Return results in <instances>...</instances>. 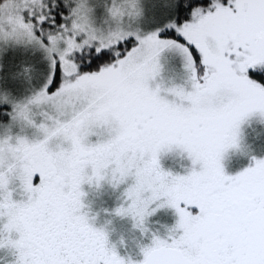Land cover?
Instances as JSON below:
<instances>
[{"label":"snow or ice","instance_id":"6c2138e0","mask_svg":"<svg viewBox=\"0 0 264 264\" xmlns=\"http://www.w3.org/2000/svg\"><path fill=\"white\" fill-rule=\"evenodd\" d=\"M32 5L42 10L30 13L25 30L30 39L37 32L46 38L54 68L45 87L13 114L43 132L35 143L15 139L23 157L22 193L33 197L19 203L10 195L0 198V218L7 217L0 236L9 234L19 252L16 264H125L81 212V185L99 183L109 165L114 184L129 170L135 176L126 191L129 206L117 211L130 213L142 232L149 204L161 197L179 214L167 238L153 235L141 249V264H264V159L234 176L220 165L241 120L264 112V0H168L163 7L169 15L186 8L192 19L162 35L116 31L107 38L82 23L79 6L60 23L43 10V0ZM49 24L55 30L44 36ZM164 48L182 52L191 73V90L168 89L180 103L149 87ZM65 99L75 101L69 121L49 128L31 119L30 104L59 110ZM85 125L109 126L110 139L82 143ZM56 136L69 142L66 149L49 147ZM171 145L199 169L169 177L158 154ZM5 184L0 171V190Z\"/></svg>","mask_w":264,"mask_h":264},{"label":"rangeland","instance_id":"374dc122","mask_svg":"<svg viewBox=\"0 0 264 264\" xmlns=\"http://www.w3.org/2000/svg\"><path fill=\"white\" fill-rule=\"evenodd\" d=\"M168 0H43V10L58 17L61 23L66 22L72 15V10L80 7L86 21V27L94 31L97 37H104L116 31L134 33L141 37L158 32L163 34L171 25H182L192 19L182 22L177 21V12L169 15L163 7ZM3 3V0L0 2ZM38 0H6L0 6V106L7 107L6 115L1 117L0 138L5 133H10L13 142L17 136H24L28 140H40L43 134L36 127L27 124L23 120H14L13 114L16 105L28 104V102L51 79L54 68L52 57L54 53L47 50V40L41 33H34L35 38L30 39L26 32L27 21L31 19V12H40L41 5H32ZM32 5V6H30ZM119 5L122 13L114 17L111 9ZM49 24L43 30V35L54 31ZM42 41V42H38ZM159 73L149 81L152 89L160 86L159 95L169 102L180 103L168 89L183 88L191 90V73L186 67V60L182 52L174 48H164L157 55ZM261 82H264L262 80ZM186 103V102H185ZM30 117L39 124L49 122L43 114L56 116V108L50 103L30 104ZM4 120V121H3ZM96 134L89 136V141L95 144L98 140L109 138V132L105 126L95 129ZM58 141L53 139L49 147L56 150ZM63 146H67L64 144ZM162 170L172 175H186L193 168L191 158L185 150L176 145L161 149L158 154ZM264 159V113L254 111L241 120L236 129V143L227 147L220 158V165L227 176H234L254 165L255 160ZM109 169L111 165L108 166ZM197 170L200 165L195 166ZM86 171L90 172V169ZM132 181L113 187L107 178L99 184L95 181H85L81 185L84 192L81 200L84 208L81 211L97 214L95 227L105 226L107 241L110 248L124 259L125 264H141L143 260L142 248L150 246L153 235L165 239L169 232L175 228L178 214L176 210L166 203V198L149 204L147 215L142 227L131 216H121L115 213V209L124 201V190ZM19 181H14L10 188L14 200H24L22 189L18 187ZM38 179L34 177V184ZM150 193H145L149 195ZM160 205V206H158ZM155 208V211L152 209ZM194 213L196 208L191 209ZM7 217L0 218V226ZM12 239L18 238L17 233L11 234ZM122 241V242H121ZM18 252L11 245L0 247V264H16Z\"/></svg>","mask_w":264,"mask_h":264},{"label":"clouds","instance_id":"9594fccd","mask_svg":"<svg viewBox=\"0 0 264 264\" xmlns=\"http://www.w3.org/2000/svg\"><path fill=\"white\" fill-rule=\"evenodd\" d=\"M82 2H83V0H80V3H82ZM122 2L126 3V0H122ZM5 3H6V0H3V3H0V6L4 5ZM110 11H111V14L116 13V15H113V14L112 15L114 17H117L122 13L123 9H122V7L117 5V6H114ZM82 23H86V21H82ZM157 87L159 88V91H160V86H157ZM172 102H175V101H172ZM74 103H75V101L72 99H65L63 101L64 106L59 110L56 108V113H57L56 116H54V117L49 116L50 117L48 119L49 128H53L55 126L56 121H60V122L69 121L72 117V114H73L72 105ZM257 111H259V110H257ZM259 112L264 113L261 111H259ZM84 127H85L86 131L82 137V143L89 144V143H91L89 141V136L96 134L95 129L99 128L100 126L85 125ZM105 127L110 134L109 138H108V139H110L112 130L110 129L109 126H105ZM36 129H37V131H39L43 134L41 129H39L38 127H36ZM17 137H22L28 143H35V142L39 141V140L30 141L24 136H17ZM53 139H56L58 141V143H56V148L61 147V146L64 147L65 149L67 148L69 142L63 136H56V137H53L52 140ZM103 141H107V139L103 140ZM0 142H3V143H0V171H2L4 179L6 181L5 188L0 190V198H3V196H7V195H10L12 198L13 192L15 191V189L10 188V185L16 180L19 181L18 165L20 168L23 167V165L21 163V161L23 160V157L20 155L19 150L17 149L16 143H15V140L13 142V137L10 133H5L3 135V137L0 138ZM64 144H67V146H63ZM176 146H178V145H176ZM178 147H180V146H178ZM191 162L193 165V168H192V170H193L194 168H196L195 167L196 165L193 164L192 160H191ZM158 163H159V158H158ZM159 165H160V163H159ZM160 168H161V166H160ZM161 170H162V168H161ZM162 171H164V170H162ZM164 172H166V171H164ZM166 173L168 174L169 177L183 176V175H172L170 172H166ZM189 173L190 172H188V174ZM106 178H107L108 182L111 183L114 188L118 187L120 184L126 183L127 181H129V179L132 181L131 183L128 184V186L124 190V201L120 204L119 207H117L115 209V213L117 215H121V216L133 217L130 213L117 211V209L127 208L130 204V201L127 199V196H126V191L129 187H131L136 182L135 176L131 173V170H129V174L125 175L124 178L119 183L114 184L111 180V174H110V170L108 167V168H106L105 173H104V179H106ZM97 184H99V183H97ZM18 187L21 188L20 183H19ZM22 195L23 196L27 195L29 199H31L33 197V194H30L27 192H23ZM141 197L142 198L146 197L145 193H141ZM12 200L14 202H17V203L22 201V200L17 201V200H14L13 198H12ZM81 212L86 216L87 222L89 223L90 226L94 227L97 230H101L105 233L106 242H107V234H106L105 226L102 225L99 228L94 226L95 222H96L97 214L92 213L91 215H89L88 212H86V211H81ZM6 222H7V220H6ZM178 223H179V214H178V220H177L176 225ZM6 244L11 245L13 248H15L13 244L9 243V234L8 233H4L2 236H0V247H3ZM113 248H114V246H113ZM17 252H18V250H17ZM18 255H19V252H18Z\"/></svg>","mask_w":264,"mask_h":264},{"label":"trees","instance_id":"16d2710c","mask_svg":"<svg viewBox=\"0 0 264 264\" xmlns=\"http://www.w3.org/2000/svg\"><path fill=\"white\" fill-rule=\"evenodd\" d=\"M1 1L2 0H0V2ZM189 14H190V10H187L186 8L182 9L181 11L177 12V21L180 23L184 20H187L189 18ZM59 20H60V18H59ZM60 23H61V20H60ZM6 112H7V107L0 106V121H2L1 117L5 116ZM3 118H5V117H3Z\"/></svg>","mask_w":264,"mask_h":264},{"label":"flooded vegetation","instance_id":"af4514ba","mask_svg":"<svg viewBox=\"0 0 264 264\" xmlns=\"http://www.w3.org/2000/svg\"><path fill=\"white\" fill-rule=\"evenodd\" d=\"M107 246L109 247V245H108V241H107Z\"/></svg>","mask_w":264,"mask_h":264}]
</instances>
